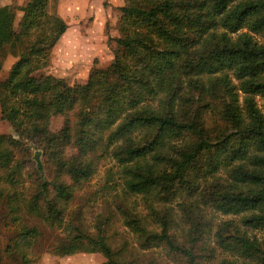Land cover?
Wrapping results in <instances>:
<instances>
[{"label":"trees","instance_id":"trees-1","mask_svg":"<svg viewBox=\"0 0 264 264\" xmlns=\"http://www.w3.org/2000/svg\"><path fill=\"white\" fill-rule=\"evenodd\" d=\"M21 10L15 28L14 12L0 6V69L6 51L17 55L0 80V109L17 134L40 143L73 177L86 176L89 167L63 157L68 114L77 113V147L84 153L105 135L122 165L125 193L142 194L151 213L155 201L182 192L204 207L240 213L238 222L216 223L213 240L244 261L264 264V239L245 230L264 228V113L255 98L264 97V43L250 32L264 31V0H126L112 60L72 84L39 71L48 64V41L67 23L48 11V0H27ZM55 114L66 118L58 131L48 127ZM220 168L229 181L218 177ZM52 187L50 199L43 181L30 205L34 210L44 203L46 219L61 224L69 185L59 181ZM125 220L144 247L161 244L190 254L156 212L160 230L146 227L141 214ZM35 232L21 229L5 249L20 248ZM78 232L56 251L99 250L105 256L99 264H127L101 232ZM1 252L0 245V258ZM188 261L197 264L191 256ZM220 264L236 263L222 258Z\"/></svg>","mask_w":264,"mask_h":264},{"label":"rangeland","instance_id":"rangeland-1","mask_svg":"<svg viewBox=\"0 0 264 264\" xmlns=\"http://www.w3.org/2000/svg\"><path fill=\"white\" fill-rule=\"evenodd\" d=\"M26 1L0 0V6L6 5L14 12L15 28H18L21 6ZM125 2L48 0V11L60 15L67 28L53 41H48L49 45L46 44L48 64L39 71L63 77L72 84L86 81L92 67L108 65L113 58L115 38L120 35V6ZM250 32L258 42L264 43V31ZM16 59V54L5 52L1 58L0 80L5 79ZM234 81L237 82L236 79ZM255 98L264 113V97L257 95ZM1 115L0 109V264H99L105 260L99 250H79L70 254L56 251L58 245L72 240L78 231L91 236L100 232L104 234L111 247L119 253V259L127 264H188L190 256L197 264H220L222 258L236 264H255L254 261H244L236 252L225 251L213 240L216 223L224 219L238 222L241 214H225L204 207L183 192L170 201H155L153 213L156 212L157 220L165 219L167 231L180 246L189 249L190 254L170 250L161 244L144 247L125 217L141 214L149 229L160 230L161 226L153 221V213L146 208L142 194L125 193L123 190L122 165L112 155V145L107 144L105 135L96 137L98 139L92 143L93 146L83 153L74 141L78 114H68L70 134L63 157L89 167L86 176L75 178L67 171V164L58 167L40 143L18 135L12 124ZM213 118H216L214 112L208 117L210 123ZM65 119L62 114L52 115L48 121L49 129L58 131ZM96 135L98 133L93 137ZM14 139H18V143ZM217 175L224 182L231 179L226 168L218 169ZM210 180L207 177L204 183ZM43 181L50 185V199L54 194L53 183L62 181L69 185L70 195L62 203L65 209L61 224L46 219L44 203L38 206L39 209L31 208L30 202ZM200 208H204L203 211ZM23 228H35L36 232L31 233L28 242H23L20 248L6 250V245L11 244L13 236ZM245 230L252 237L264 239L262 227ZM192 232L196 238L192 237Z\"/></svg>","mask_w":264,"mask_h":264}]
</instances>
